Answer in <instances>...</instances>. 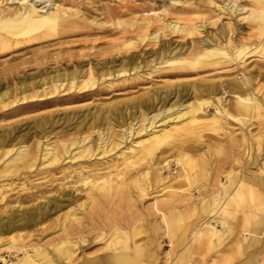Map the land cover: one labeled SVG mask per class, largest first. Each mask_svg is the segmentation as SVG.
Instances as JSON below:
<instances>
[{
    "label": "rangeland",
    "instance_id": "1",
    "mask_svg": "<svg viewBox=\"0 0 264 264\" xmlns=\"http://www.w3.org/2000/svg\"><path fill=\"white\" fill-rule=\"evenodd\" d=\"M17 1L6 0V6L13 7L18 4ZM32 2L43 12L60 5L66 11V21L74 20L75 23L60 26L57 33L0 48V150L7 144L20 142L37 154L30 168L0 171V217L6 220L17 211H29L34 214L33 219L43 224L40 229H37L39 224L27 228L26 231L32 234V239L25 246L28 249L36 245L55 252L53 246L62 237L56 216L64 209L48 215V210L44 208L48 200L58 197L65 201L74 199L76 201L71 203V209H79V202L85 201L86 215H81L80 224L66 220L67 229L74 231L84 226L92 228L91 224H102L106 215L123 219L133 209L141 212L152 203L154 190L158 189L156 181V184L150 185V194L138 196L139 202H135L134 206L128 199L114 196L108 202L94 203L91 198L95 195H87L88 188L80 183L82 177L100 176L120 163L118 148L110 149V145L119 142L120 136L123 139L126 137V143L121 144L123 150L129 146L132 134L131 140H137L139 136L135 135V131L147 122L141 120L143 117L149 118L157 113L154 121L163 128L179 124L184 120L173 119L175 110L183 112L186 104L195 99L211 102L214 98L209 93L211 89L216 90L220 104L235 114L231 111L234 95L223 93L220 86L221 80L233 78L247 80L244 87L264 105V59L259 55L248 54L242 66L235 63L230 66L226 63H202L194 68L180 66V62L172 63V59H161L170 55L192 56L205 43L215 46L225 44L228 39L231 42L252 41L248 38L251 33L248 21L242 19L237 11L247 0H175L174 4L171 0ZM228 8H233L234 12L230 13ZM155 14L166 18L167 23L173 21L176 15L192 19L198 25V33L184 36L166 29L156 39L152 38V31L145 39L139 38L137 24ZM125 39L131 41L127 48L121 47ZM74 68L79 74L90 68L94 74L92 83L86 85L82 77L72 83L63 79L56 89L53 85L60 82L52 81V78H63ZM201 109L210 116L215 113L213 104H203ZM242 118L240 122L229 117L226 119L227 131H224L230 133L229 136L216 133L219 131L206 125L207 122L200 124L202 138L192 140L191 144L201 146L198 149L203 152L204 160L209 164L211 160L214 162L209 186L217 178L224 181L225 171L236 159L241 163L234 171L258 174L256 170L264 157V116ZM91 123L96 125L92 127ZM82 136L87 137L84 143L89 152L86 156L81 149L75 148L76 144L71 143ZM257 137L258 142L255 140ZM45 147L60 151L59 157L63 154L62 158L50 163L48 157L41 156ZM65 149L67 153H64ZM170 150L166 147L163 154ZM73 153L76 155L71 158ZM157 155L155 153L153 157ZM5 158L0 161V170ZM150 163L149 158H144L134 164L130 172ZM170 167V171L166 167L161 169L163 177H172L180 171L174 162L170 163ZM181 180L183 178L178 181ZM178 181L171 184L179 188L176 191L186 192L189 185L186 186L185 180V186L176 183ZM194 187L191 185L193 192ZM195 197L196 193L192 200L197 201ZM62 220H65L64 217ZM91 235L94 237L95 233ZM244 235L249 236L248 233ZM155 239L161 245L159 256L163 258L170 244L162 237L156 236ZM102 242L95 239L84 251L91 253L102 247ZM3 247L0 245V264L1 258L15 262L23 255V250L12 253ZM55 256H58L56 252Z\"/></svg>",
    "mask_w": 264,
    "mask_h": 264
},
{
    "label": "bare ground",
    "instance_id": "2",
    "mask_svg": "<svg viewBox=\"0 0 264 264\" xmlns=\"http://www.w3.org/2000/svg\"><path fill=\"white\" fill-rule=\"evenodd\" d=\"M3 1L0 0L1 49L21 41L47 36L52 32L57 33L60 26L75 23L74 20L66 21V11L60 5L43 12L32 0H18V4L13 7L6 6V0L5 3ZM10 1L15 3V0ZM174 3L175 0H171V4ZM209 3L214 5L213 2ZM228 10L230 13L234 12L233 8ZM237 11L242 19L248 21L251 30L248 38L253 39L252 41L231 42L228 39L225 44L215 46L205 43L197 52L192 51V56L170 55L161 59H172V63L180 62V66L190 68L202 63H226L228 66L235 63L242 66L248 54L259 55L264 59V0H247ZM172 20L167 23V19L159 14L143 18L137 24V36L145 39L152 31V38L156 39L157 35L166 29L184 36L198 33V25L192 19L176 15ZM129 45L130 39L121 43V47L127 48ZM79 77L89 85L94 74L90 68L82 74L74 68L70 73L64 74L63 78L56 76L52 81L62 82L66 79L72 83ZM61 82L53 86L58 89ZM246 82L247 80L236 78L220 81L223 93L234 95L231 111L235 114L220 104L216 90L211 89L209 93L214 97L211 102L195 99L186 104V110L183 112L175 110L176 116L173 119L184 120L179 124L163 128L154 121L157 113H153L149 118L145 116L141 120L147 122L135 131V135L139 136L137 140H131L132 134L129 146H125L123 150L121 144L126 143V137L123 139V136H120L119 142L110 145V149L118 148L120 161L112 166V171L90 179H80V183L88 188L86 194L95 195L91 198L92 202H108L114 196L128 199L133 206L135 202H139L138 196L150 194V185L158 182V189L154 190L155 195L151 198L152 203L140 210L141 212L133 209L132 213L124 215L123 219L120 216L106 215L102 224H91L92 228L86 229L84 226L74 231L67 229L66 220L76 221L79 225L81 215H86L85 201L79 202V209H71V203L76 201L74 199L68 198L65 201L58 197L46 201L44 208L48 210V215L60 213L64 209L56 216L58 229L62 231L61 239L58 238V243L53 246L57 257L55 252L44 246L31 245V249L25 247L32 239L30 231H26L27 228L38 226L40 223L39 220L33 219L34 214L29 211H17L6 220L0 217V245L12 253L23 250V255L15 262L1 258V264H68L78 259L80 260L73 264H264V157L256 170L258 174L245 170L234 171L241 163L236 159L225 171L224 181L217 178L216 182L209 186L214 162L211 160L209 164L204 160L203 152L198 149L200 145L191 144L192 140L202 138L203 129L200 124L205 125V122L213 130L219 131L216 133L229 136L230 133L225 129L228 117L240 122L242 117L249 115L264 116V105L244 87ZM207 103L215 107V113L211 116L201 109V106ZM91 124L92 127L96 125ZM86 139L87 137L82 136L71 142L76 144L75 148L81 149L83 156L89 152V147L84 143ZM255 140L258 142L259 138ZM166 147L171 150L163 154ZM44 150L41 156L48 157L50 163L62 158L63 154L59 157L61 152L55 148L45 147ZM67 152L65 149L64 153ZM155 153L159 155L154 158ZM73 154L71 158L76 155ZM2 158L5 160L0 171L11 172L30 168L34 165L37 154L25 144L17 142L7 144L0 150V161ZM144 158L151 160L150 165L130 172L132 166ZM171 162H174L180 171L172 177H163L161 169L166 167L170 171ZM182 178L186 181V186L189 185L186 192L176 191L179 188H174L171 184ZM183 180L176 183L184 184ZM191 185L196 186L195 192L191 190ZM138 192L140 193L137 195ZM194 193L197 201L192 200ZM63 217L65 220L61 221ZM39 225L37 229L43 228V224ZM93 233L94 237L91 235ZM245 233L249 236L244 235ZM2 236L4 238L1 239ZM156 236L162 237V240L167 239L170 244L163 258L159 256L161 245L155 239ZM95 239L103 241L102 247L91 253L85 252L86 246ZM29 250L32 252L29 253Z\"/></svg>",
    "mask_w": 264,
    "mask_h": 264
}]
</instances>
